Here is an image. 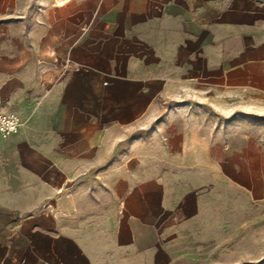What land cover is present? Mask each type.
Listing matches in <instances>:
<instances>
[{
	"label": "crops",
	"instance_id": "1",
	"mask_svg": "<svg viewBox=\"0 0 264 264\" xmlns=\"http://www.w3.org/2000/svg\"><path fill=\"white\" fill-rule=\"evenodd\" d=\"M248 109L264 0H0V111L22 120L0 137V264L258 259L262 145L226 119Z\"/></svg>",
	"mask_w": 264,
	"mask_h": 264
},
{
	"label": "rangeland",
	"instance_id": "2",
	"mask_svg": "<svg viewBox=\"0 0 264 264\" xmlns=\"http://www.w3.org/2000/svg\"><path fill=\"white\" fill-rule=\"evenodd\" d=\"M184 112L186 114L198 113V115L202 116L201 119L205 122L215 118L214 115L216 113L215 110L211 109L210 107L206 105L197 106L192 103L187 104ZM230 112L231 113H229L226 119H229L230 116L236 115L235 116L236 119H239L238 122H240V120H243L244 122L245 120V122H247L249 125L250 134L253 137H255V139L262 145L261 149L264 154V111H254L252 109H248V110H242V111L233 110ZM225 121L226 120L223 119L221 123H225ZM234 123H237V121ZM213 124H215V122H213ZM249 189L250 191H249L247 209H248L250 216H252L263 206L259 205L257 200L255 199L257 197V193L256 191H254L252 185H249ZM242 208H245L244 202H243ZM252 227H255V225ZM242 264H264V254L260 256L258 259H250L249 261H246Z\"/></svg>",
	"mask_w": 264,
	"mask_h": 264
},
{
	"label": "built area",
	"instance_id": "3",
	"mask_svg": "<svg viewBox=\"0 0 264 264\" xmlns=\"http://www.w3.org/2000/svg\"><path fill=\"white\" fill-rule=\"evenodd\" d=\"M22 126L20 116L15 112L0 111V137L16 133Z\"/></svg>",
	"mask_w": 264,
	"mask_h": 264
}]
</instances>
